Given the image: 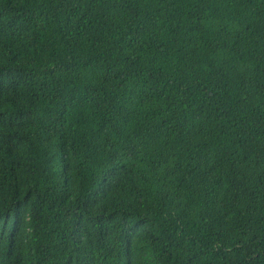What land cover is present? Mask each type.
Returning <instances> with one entry per match:
<instances>
[{
	"label": "trees",
	"instance_id": "obj_1",
	"mask_svg": "<svg viewBox=\"0 0 264 264\" xmlns=\"http://www.w3.org/2000/svg\"><path fill=\"white\" fill-rule=\"evenodd\" d=\"M0 264H264V0H0Z\"/></svg>",
	"mask_w": 264,
	"mask_h": 264
}]
</instances>
